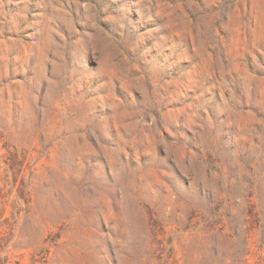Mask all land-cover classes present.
Returning <instances> with one entry per match:
<instances>
[{"label":"rangeland","instance_id":"obj_1","mask_svg":"<svg viewBox=\"0 0 264 264\" xmlns=\"http://www.w3.org/2000/svg\"><path fill=\"white\" fill-rule=\"evenodd\" d=\"M0 264H264V0H0Z\"/></svg>","mask_w":264,"mask_h":264}]
</instances>
